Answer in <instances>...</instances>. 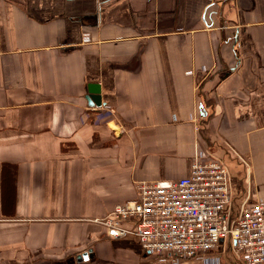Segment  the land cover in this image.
Returning a JSON list of instances; mask_svg holds the SVG:
<instances>
[{
	"label": "crops",
	"instance_id": "0c3cea01",
	"mask_svg": "<svg viewBox=\"0 0 264 264\" xmlns=\"http://www.w3.org/2000/svg\"><path fill=\"white\" fill-rule=\"evenodd\" d=\"M198 153L264 201V0H0V264H242L98 221Z\"/></svg>",
	"mask_w": 264,
	"mask_h": 264
},
{
	"label": "built area",
	"instance_id": "2783aa9c",
	"mask_svg": "<svg viewBox=\"0 0 264 264\" xmlns=\"http://www.w3.org/2000/svg\"><path fill=\"white\" fill-rule=\"evenodd\" d=\"M108 236H136L157 257L203 259L230 245L242 264H264V201L236 197L231 171L219 156L198 153L190 174L140 182L137 196L98 219Z\"/></svg>",
	"mask_w": 264,
	"mask_h": 264
},
{
	"label": "water",
	"instance_id": "95a60500",
	"mask_svg": "<svg viewBox=\"0 0 264 264\" xmlns=\"http://www.w3.org/2000/svg\"><path fill=\"white\" fill-rule=\"evenodd\" d=\"M89 91H90V94H91L92 98L95 100L96 104L100 106L101 103H100V97H99L100 96L99 95V93H100L99 85L96 84V83H90L89 84ZM224 161L228 165V167H229V169L231 171V176L233 178V173H232V170H231V163L229 161H226V160H224Z\"/></svg>",
	"mask_w": 264,
	"mask_h": 264
}]
</instances>
